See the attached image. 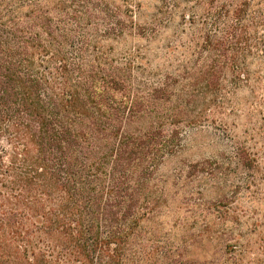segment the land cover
Segmentation results:
<instances>
[{"label":"trees","instance_id":"obj_1","mask_svg":"<svg viewBox=\"0 0 264 264\" xmlns=\"http://www.w3.org/2000/svg\"><path fill=\"white\" fill-rule=\"evenodd\" d=\"M214 3L233 27L264 28V0ZM125 14L0 0V264H197L161 230L156 180L181 144L171 104H189L194 78L180 94L136 80L106 45L131 28Z\"/></svg>","mask_w":264,"mask_h":264},{"label":"rangeland","instance_id":"obj_2","mask_svg":"<svg viewBox=\"0 0 264 264\" xmlns=\"http://www.w3.org/2000/svg\"><path fill=\"white\" fill-rule=\"evenodd\" d=\"M104 2L127 13L106 45L136 80L180 94L194 78L189 104H171L184 109L180 147L156 173L162 232L197 264H264V28L233 27L214 0Z\"/></svg>","mask_w":264,"mask_h":264}]
</instances>
